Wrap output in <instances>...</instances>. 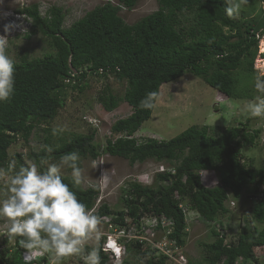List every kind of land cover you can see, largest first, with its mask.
Instances as JSON below:
<instances>
[{
	"label": "trees",
	"instance_id": "obj_1",
	"mask_svg": "<svg viewBox=\"0 0 264 264\" xmlns=\"http://www.w3.org/2000/svg\"><path fill=\"white\" fill-rule=\"evenodd\" d=\"M158 1L156 11L133 24L127 23L120 11L123 7L134 8L138 0H118V4L108 0L69 27H64L66 14L60 6H51L44 16L38 4L20 10L33 19L31 33L40 31L46 35L54 52L32 59L22 56L15 61L14 94L7 101H0V167L7 166L10 148L15 142L28 143L35 129L55 119L65 106L67 88L82 92L89 76H115L127 83L124 96L117 97L107 87L99 101L108 111L118 107L122 100L132 106L130 115L112 125V132L123 136L108 139L100 151L94 143V132L71 138L59 136L58 140L50 133L43 141L53 151L31 148L27 156L39 165L45 156L59 161L64 153L78 151L80 159H97L105 151L127 158L131 164L148 159L171 163L175 173L159 172L153 184L129 183L120 196L122 208L119 210L114 211L105 202L93 214L112 215L121 224L126 213L136 219L146 213L164 214L175 222L170 236L185 246L187 221L179 206L180 200L186 198L191 209L212 223L218 216L230 212L226 204L229 190L235 198H240L247 185L253 186L250 194H255L259 185L264 184V166L249 167L242 161V148L253 145L262 130H249L245 124L228 126L218 133L208 124H196L170 139L147 137L139 141L134 134L154 111L140 109L139 101L147 92H160L163 84L179 80L187 72L202 77L229 98L252 96L238 88V71L257 75L254 59L258 29L250 21L229 18L224 0ZM224 27L233 32L226 33ZM47 125L42 129L48 131ZM16 161L17 166L24 163L22 153L16 154ZM44 168L46 165L41 166ZM202 170L216 171L220 184L206 186L200 175ZM62 177L90 210L100 195V187L81 184L77 188L72 185L71 174ZM176 192L179 198L175 197ZM243 220L234 239H228L226 232H222L223 225L213 229L216 239L201 243L207 255L188 263L237 264L241 258L243 262L264 264V256L262 261L257 254V248L264 251V226H261L264 225V200L251 203V210L244 214ZM18 239L14 250L0 249V264H26ZM95 246L100 252V264H112L101 243ZM87 251H90L89 245L85 247ZM126 254L134 255L138 262L146 257L140 264H170L165 255L156 256L140 243L128 244ZM127 255L121 264H132ZM36 264H47V258L39 259Z\"/></svg>",
	"mask_w": 264,
	"mask_h": 264
},
{
	"label": "rangeland",
	"instance_id": "obj_2",
	"mask_svg": "<svg viewBox=\"0 0 264 264\" xmlns=\"http://www.w3.org/2000/svg\"><path fill=\"white\" fill-rule=\"evenodd\" d=\"M108 0H0V39H4L7 44L6 54L15 61L21 60L22 56L28 59L43 57L48 52H54V48L49 38L40 31H35L33 19L21 13L20 10L33 4L39 5L42 16L46 15L47 10L53 6H60L66 14L64 27L71 26L74 22L81 19L88 11L96 6L102 5ZM118 4V0H110ZM159 8L158 0H138L136 6L132 9L123 7L120 11L122 18L129 24H133L147 14L156 11ZM240 22H252L255 28H264V0H249L248 5L244 6L237 16ZM5 25L10 26L9 31H5ZM226 33L233 32L228 27H224ZM31 36H27L30 34ZM264 36L259 39L257 54L254 59V69L257 74H264ZM262 53V54H260ZM263 64L262 66H260ZM256 73H254L255 75ZM248 74L247 71H238V88L243 92H249L250 97L229 98L224 93L208 85L205 80L193 73L187 72L182 78L176 81L167 82L160 88L162 99L154 108L152 117L145 121L140 129L134 134L139 141L147 137L159 139H170L192 125H210L216 132H221L228 126L245 125L249 130L261 129L253 145H247L242 148L243 162L249 167L259 168L264 166V119L259 117L252 118L244 112V106L254 99L257 95L255 91V76ZM88 85L80 92L71 87L67 88L65 106L59 110L58 115L50 124H42L41 127L34 130L28 143L22 140L15 142L10 148V158H15L16 154L22 153L23 158L28 155L31 148L39 150L44 146V137L51 133L55 126H66V130L59 133L58 137L71 138L76 134H90L94 132V143L99 150L106 146L108 139H116L123 136V133L115 134L112 132L113 123L132 113V106L122 100L119 106L112 111L104 108L99 101V97L108 87L117 97H123L126 91V81H119L115 76L97 77L89 76ZM47 125L48 131L42 129ZM53 136V135H52ZM29 159V157L27 156ZM52 162L57 160L50 159ZM17 162V161H16ZM157 160L148 159L144 162L131 164L129 159L120 156H113L103 151L97 159L81 158L80 168L82 169V184L84 187H100L101 202L108 203L114 211L122 208L120 196L123 189L135 179H150L148 173H153ZM166 166L171 163L161 161ZM173 165V164H172ZM70 175L71 170L62 169L61 175ZM203 183L206 186L213 187L220 184L219 174L216 171L200 172ZM155 181V177H154ZM250 185L244 187L240 198H235L229 190V198L226 201L230 212L226 215H220L212 223L204 221L196 210H191L190 218L187 222V236L184 254L187 260L194 263L207 255L201 243H211L216 237L212 234L213 229H223L228 235L236 238L240 224H243L244 214L251 210ZM6 188L2 185L0 191V200L5 198ZM187 201V199H184ZM234 200L236 205L231 206ZM264 226V225H261ZM5 232V223L0 221V249L10 247L15 249V243L9 244L7 238L3 236ZM91 245H96L95 240L89 241ZM257 254L263 261L264 251L257 248ZM127 255V254H126ZM132 264H140L146 260L144 257L137 261L135 256L127 255ZM63 264H83L78 256L66 258ZM237 264H255L243 262L239 259Z\"/></svg>",
	"mask_w": 264,
	"mask_h": 264
},
{
	"label": "clouds",
	"instance_id": "obj_3",
	"mask_svg": "<svg viewBox=\"0 0 264 264\" xmlns=\"http://www.w3.org/2000/svg\"><path fill=\"white\" fill-rule=\"evenodd\" d=\"M224 3L228 17L234 18L249 0H224ZM9 30L10 26L5 25V31ZM6 48V41L0 39V101L9 100L15 90V62L6 54ZM254 87L257 95L244 106V112L252 118L264 119V74L255 76ZM161 99V92L149 91L138 107L152 110ZM65 130L66 126H55L52 135ZM42 148L47 153L53 151L50 145ZM79 160L78 151H71L61 155L58 162L45 156L38 165L25 156L20 166L15 158H10L6 167H0V184L6 188L5 198L0 200V221L5 223L3 236L9 244L19 238L26 264L45 256L47 264H63L73 256L80 257L83 264H100L99 249L91 245L90 251L85 252V247L99 235L101 220L81 202L61 175L62 169H70L72 185L80 187L83 177Z\"/></svg>",
	"mask_w": 264,
	"mask_h": 264
},
{
	"label": "built area",
	"instance_id": "obj_4",
	"mask_svg": "<svg viewBox=\"0 0 264 264\" xmlns=\"http://www.w3.org/2000/svg\"><path fill=\"white\" fill-rule=\"evenodd\" d=\"M255 33L256 38L260 39L264 36V29L255 31ZM262 41L264 42V39ZM262 52H264V49ZM262 60L264 61V59ZM99 72L102 74L103 69L101 68ZM74 73L76 74L77 72ZM164 171H171L175 173L174 168L166 166L164 163L158 162L154 172L148 173L150 179L145 178L146 182H143V180L140 179H135L133 181L141 184H151L153 182L154 176L157 173ZM175 197H180L177 192ZM99 198L100 195L96 199L94 206L90 209L92 213L97 212L99 207L105 203L101 202ZM261 200H264V184L259 185V191L257 193L250 194L251 203ZM231 204V206L234 207L236 202L232 200ZM179 206L182 208L188 221L191 215V208L187 204V201L180 200ZM125 211H127V209H125ZM99 218L101 220V223L98 226L99 235L94 240L96 244L99 242L101 243L102 249L108 254L112 264L122 263L127 253V245L131 243H140L144 249L150 250L156 256L165 255L168 262L171 264H189L183 251L184 246H181L176 238L170 236L173 232L175 224L172 218H169L164 214L155 215L146 213L140 218L136 219L126 213L123 224L116 223L112 215H102ZM222 232L224 233L225 231L222 230ZM88 245L91 246L89 242ZM22 254L24 257L23 249ZM42 258L33 259L31 262L36 264V261ZM45 258H47V256H45Z\"/></svg>",
	"mask_w": 264,
	"mask_h": 264
},
{
	"label": "crops",
	"instance_id": "obj_5",
	"mask_svg": "<svg viewBox=\"0 0 264 264\" xmlns=\"http://www.w3.org/2000/svg\"><path fill=\"white\" fill-rule=\"evenodd\" d=\"M262 29H264V28H258V30H262Z\"/></svg>",
	"mask_w": 264,
	"mask_h": 264
},
{
	"label": "bare ground",
	"instance_id": "obj_6",
	"mask_svg": "<svg viewBox=\"0 0 264 264\" xmlns=\"http://www.w3.org/2000/svg\"><path fill=\"white\" fill-rule=\"evenodd\" d=\"M263 64H261L260 66H262Z\"/></svg>",
	"mask_w": 264,
	"mask_h": 264
}]
</instances>
